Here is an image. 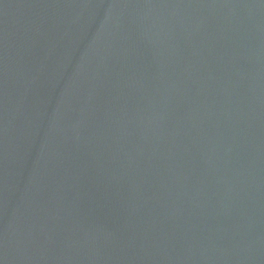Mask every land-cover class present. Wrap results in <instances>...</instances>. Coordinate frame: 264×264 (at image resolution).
Masks as SVG:
<instances>
[{
	"label": "water",
	"instance_id": "water-1",
	"mask_svg": "<svg viewBox=\"0 0 264 264\" xmlns=\"http://www.w3.org/2000/svg\"><path fill=\"white\" fill-rule=\"evenodd\" d=\"M0 264H264V0H0Z\"/></svg>",
	"mask_w": 264,
	"mask_h": 264
}]
</instances>
